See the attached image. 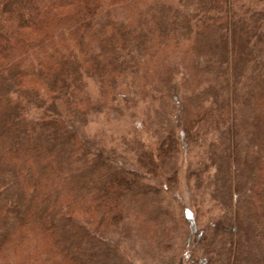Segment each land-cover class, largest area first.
Returning a JSON list of instances; mask_svg holds the SVG:
<instances>
[{"label": "trees", "instance_id": "obj_1", "mask_svg": "<svg viewBox=\"0 0 264 264\" xmlns=\"http://www.w3.org/2000/svg\"><path fill=\"white\" fill-rule=\"evenodd\" d=\"M139 1L0 0V264H112L117 244L106 228L140 215L132 202L148 187L79 133L90 106L86 80L107 90L134 65L159 77L178 41L195 84L184 126L165 136L159 162L144 152L139 164L157 175L192 139L195 122L217 124L232 206L202 230L182 211L193 246L178 264H264V8L183 0L204 15L176 9L171 17L168 0L147 9ZM142 219L163 236L166 219Z\"/></svg>", "mask_w": 264, "mask_h": 264}, {"label": "rangeland", "instance_id": "obj_2", "mask_svg": "<svg viewBox=\"0 0 264 264\" xmlns=\"http://www.w3.org/2000/svg\"><path fill=\"white\" fill-rule=\"evenodd\" d=\"M165 1L139 2L141 8L147 9L164 7ZM234 1L238 5L243 3L253 8H264V0ZM167 11L171 17L172 13L178 12L181 17L185 14L195 17L203 16L205 7H199L197 2L168 0ZM121 17L125 19V15ZM183 42L178 41L176 47L173 45L166 50L164 74L159 77H152V67L147 69L146 66L134 65L123 76H118L116 83L107 90L100 88L96 81L86 80L84 95L89 98L90 106L84 125L78 128L79 133L92 149L103 152L111 167L141 173V182L148 187L144 199L135 198L132 202V210L141 211L140 215H125L117 225L106 228V240L117 244L114 246L117 250L111 251L114 256L112 264H178L184 251L192 252L193 246V243L189 247L185 244L190 224L185 221L182 211L186 209L194 224L202 230L218 219L222 221L224 214H228L226 207L232 206V202L228 204L227 196L225 202L224 175L219 159V144L222 142L215 123L201 127L195 122L189 130L197 140L192 135L191 141L186 135L184 145H179L172 164H168L169 167L165 164L163 169V166L159 167L157 175L139 164L140 155L144 152L153 153V158L159 162L156 152L165 136L170 130L176 136L182 132L186 115L183 104H190L191 100L187 97L191 96L195 87V84L189 86L192 73L181 53L187 45ZM198 60V65L204 67V58L199 56ZM131 63L136 64L133 59ZM196 132L199 134L195 136ZM169 175H174L172 181L167 178ZM153 187L159 191L158 195L152 192ZM156 210L158 213H154ZM146 214L150 218L158 216L159 219H166L162 237L152 232V221L148 225L144 222L142 218ZM138 219L144 227L139 225ZM191 240H194L192 235Z\"/></svg>", "mask_w": 264, "mask_h": 264}]
</instances>
